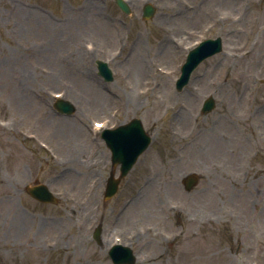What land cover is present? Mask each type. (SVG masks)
Instances as JSON below:
<instances>
[{
	"label": "rangeland",
	"instance_id": "374dc122",
	"mask_svg": "<svg viewBox=\"0 0 264 264\" xmlns=\"http://www.w3.org/2000/svg\"><path fill=\"white\" fill-rule=\"evenodd\" d=\"M126 1L130 15L113 0H0V264H112L114 237L133 264H264V0ZM213 37L222 51L176 91L189 47ZM56 94L72 115L53 109ZM133 117L151 142L105 201L109 152L89 127ZM68 122L75 139L60 133ZM37 183L58 199L30 197Z\"/></svg>",
	"mask_w": 264,
	"mask_h": 264
},
{
	"label": "water",
	"instance_id": "95a60500",
	"mask_svg": "<svg viewBox=\"0 0 264 264\" xmlns=\"http://www.w3.org/2000/svg\"><path fill=\"white\" fill-rule=\"evenodd\" d=\"M117 4L119 5V7L124 10L125 12H128V8L126 5H124L122 2H117ZM151 9L149 7H146L145 8V13H144V16L145 17H149L151 15ZM215 45H218V40H215V41H210V42H205L203 44L200 45V47L196 48L191 54H190V57H189V60L188 62L185 64L186 65V69H185V72H184V75H182L178 80H177V88H181L182 85L187 81V78H188V75L191 71V69L200 61L202 60L204 57L212 54L215 49ZM100 72L105 76V78H108V75H109V72L106 70V68L101 65L100 66ZM57 106L60 107V109L62 110H65V111H68L70 110L67 106V103L66 102H62V101H58L57 102ZM213 107V100L212 98H209L205 101L204 105H203V112H206V111H209L211 108ZM132 129H136L135 130V133H136V136H138L139 138H141L139 140V143L141 142V144H137L135 146L134 149H129L128 147H124L126 148V154L129 155V161L126 162V165L129 167L130 164H132L135 160V157L137 156V154L139 152H141L147 145L149 139L144 135L143 133V130L142 128L140 127V125H138V123L136 121L133 122V125H132ZM124 129V131H122ZM128 128H122L121 131L124 132V133H119L120 129L116 130V131H105V134L108 133V136L107 138L110 139V134H113L112 136L114 137V140L118 139L121 135H129V132L130 131H127ZM125 131H127L125 133ZM117 133H119L118 135V138H116L117 136ZM125 136L122 137V139H124ZM120 139V138H119ZM130 139V137H126V140ZM123 152V149H119V146L114 150V153L116 159L118 160H123V157L120 155V153ZM120 155V156H119ZM125 171H123L122 174H124ZM196 182V176L195 175H189L186 179V184H187V188L191 187L194 183ZM112 185V186H111ZM110 187H108L107 189V196L111 195L115 188H116V182H114L113 184H111ZM39 188H41L39 186ZM41 193H44L45 195L48 196V193H45L44 190H39ZM28 192L32 193L34 195V191L32 190V188H28ZM40 194V193H38ZM37 197L39 199H44L45 196L43 195H40ZM44 200H48L47 198L44 199ZM49 200H53L49 197Z\"/></svg>",
	"mask_w": 264,
	"mask_h": 264
},
{
	"label": "bare ground",
	"instance_id": "6f19581e",
	"mask_svg": "<svg viewBox=\"0 0 264 264\" xmlns=\"http://www.w3.org/2000/svg\"><path fill=\"white\" fill-rule=\"evenodd\" d=\"M136 68H138V69H133V72L135 73V74H137L138 72H139V69H140V67H136ZM64 73H59V75H63ZM87 78H88V80L91 78V73H89V72H86L85 74H84ZM87 92H89L90 93V95H91V98H93V96H95L96 95V93H95V91H94V89H92V87H90L89 89H88V91ZM89 95V94H88ZM89 95V96H90ZM15 98H17L18 99V101H19V103H20V107H21V111L23 110V111H25L26 110V106H25V101H26V97H25V95L23 94L22 96H14ZM94 99V98H93ZM79 127L76 125V124H71L70 122H68L67 124H64V125H62L61 127H60V133L61 134H67V135H69L71 138H73V139H75V135H77L78 134V132H79Z\"/></svg>",
	"mask_w": 264,
	"mask_h": 264
}]
</instances>
